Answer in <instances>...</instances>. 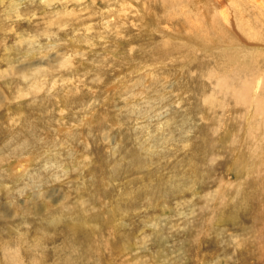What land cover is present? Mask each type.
Segmentation results:
<instances>
[{"label":"rangeland","instance_id":"1","mask_svg":"<svg viewBox=\"0 0 264 264\" xmlns=\"http://www.w3.org/2000/svg\"><path fill=\"white\" fill-rule=\"evenodd\" d=\"M197 1L0 0V264H264V0Z\"/></svg>","mask_w":264,"mask_h":264},{"label":"bare ground","instance_id":"2","mask_svg":"<svg viewBox=\"0 0 264 264\" xmlns=\"http://www.w3.org/2000/svg\"><path fill=\"white\" fill-rule=\"evenodd\" d=\"M157 1V0H156ZM168 2H166V4H167ZM194 3H195V1H194ZM197 3L199 4V5H202V6H197L196 7V10L198 11V13L199 14H204V12H205V14H206V17H209V25H206V27L207 26H209V29L210 30H212L211 32L212 33H216V32H218L219 30H220V27L219 26H221V24H223V22H225L226 24H228L227 25V27L225 26V28H227V31H228V29H229V31H228V34L229 35H231V32L232 31H230V30H234L233 29V25L231 24L232 22L230 21V19L228 18V16H227V10L225 9V8H227V7H224V2H222V0H198L197 1ZM228 3V2H227ZM165 5V4H164ZM226 5V4H225ZM227 6V5H226ZM230 6V5H229ZM206 9V10H205ZM239 10V9H238ZM239 12V11H238ZM235 13H236V10H235ZM198 18H200L198 15H197V17H195V19H197V21L199 22L198 23V27L200 28V29H204V27H203V19L201 18V19H198ZM231 18V17H230ZM233 18V17H232ZM235 18V17H234ZM193 21V20H192ZM233 21V20H232ZM196 23V22H195ZM226 24H224V25H226ZM217 25H219V26H217ZM231 25H232V28H231ZM240 25V24H239ZM248 25V22H246L245 23V26H247ZM231 28H229V27ZM193 27H195V26H193ZM236 27V26H235ZM208 28V27H207ZM217 31H216V30ZM243 29V28H242ZM223 30L224 29H222V32H223ZM239 30H241V27H239ZM156 31H158V30H156ZM166 31V30H165ZM191 32V31H190ZM189 32V33H190ZM222 32H220L221 34H219V36L221 37V40L223 41L224 39H225V37L226 36H229V35H227L226 33H222ZM209 33V32H208ZM166 34H168V32L166 33ZM207 34V33H206ZM237 35H238V33H236ZM235 34V35H236ZM209 36V35H208ZM234 36V35H233ZM206 37V36H205ZM235 37V36H234ZM207 38V37H206ZM228 38H230V36L228 37ZM255 38H257V37H255ZM210 39V38H209ZM237 39V38H236ZM214 40V39H213ZM243 40V39H242ZM245 40V39H244ZM226 41V40H225ZM238 42H239V40H237ZM250 41V40H249ZM257 41V40H256ZM212 42V41H211ZM237 42V43H238ZM247 42V41H246ZM259 42H260V40H259ZM258 42V43H259ZM216 44V43H215ZM233 45H234V43H232ZM244 44V43H243ZM247 45H248V43H247ZM246 45V46H247ZM250 45H251V43H250ZM250 45H248V46H250ZM259 45V44H258ZM245 46V45H244ZM200 49V48H199ZM211 49V48H210ZM224 66V65H223ZM259 67V66H258ZM251 68V67H250ZM236 69V68H235ZM253 69V68H252ZM240 70V69H239ZM245 70V69H244ZM231 71V70H230ZM241 71L243 72V70L241 69ZM253 71V70H252ZM226 73V72H225ZM222 74H224L223 72H222ZM237 74H241V73H237ZM236 74V75H237ZM260 74V73H259ZM233 75V74H232ZM251 76H253L254 77V75L253 74H251ZM232 78H234V76H232ZM241 78V77H240ZM209 79V78H208ZM231 79V78H230ZM243 79V78H242ZM245 79V78H244ZM234 81V80H233ZM237 81H239L240 82V79L238 80V78H237V80H236V82ZM242 82L244 83V84H242ZM218 84H219V88H220V90H223L224 92H226V94L227 95H229L232 99H233V101H234V104L236 105V106H244V108H245V112L246 113H249V115H251L252 116V118H254L253 120L254 121H256L258 118H263L264 119V96H263V98H261V97H259V96H256V98L253 100V97L251 98V97H248V91L249 90H252V88L254 87V86H257L258 87V85L259 84H262V87L261 88H264V76H263V79H262V77L260 78L259 76H256L255 78H253V81L251 82H249L250 84H248L247 83V81H245V80H243V81H241L240 83H238V84H242L241 86H239V87H237L233 82H230L229 81V79L228 78H226V77H222V79L221 80H219L218 82H217ZM212 85V84H211ZM218 88V89H219ZM258 89V88H257ZM254 90V89H253ZM264 90V89H263ZM263 93H264V91H263ZM262 93V94H263ZM212 94V93H211ZM258 95V94H257ZM218 97H219V95H218ZM215 105H218V106H222V104H221V102H220V100H218V99H215V98H210L208 101H207V103H206V106H205V108H209V109H213L214 107H215ZM225 106H226V104H224ZM211 112V111H210ZM14 121V120H13ZM246 124V123H245ZM16 125V124H15ZM224 126V125H223ZM257 126V125H256ZM264 126V125H263ZM256 129L257 130H259V128L258 127H256ZM262 129H263V132H264V127H262ZM82 130V129H81ZM255 131V129H254V133H251V134H249V135H255V134H258L257 132L258 131ZM250 137H253V138H255L256 137V135H255V137L254 136H250ZM240 158V157H239ZM245 158V157H244ZM241 159V158H240ZM22 162H24V161H21V163H19V165H17L16 167L14 166L13 168H15V171L13 172V170H12V172H13V176H11L13 179H14V181H15V178H17V177H20V176H22L21 174H22V172L25 170V168H26V166L24 167L23 165H21L22 164ZM242 162V161H241ZM28 166V165H27ZM11 171V170H10ZM10 173V172H9ZM24 173H26V171L24 172ZM263 176V175H262ZM12 178H11V180H12ZM19 178H17L16 180H18ZM77 219V218H76ZM69 221V220H68ZM72 221H69V223H71ZM74 222V221H73ZM85 224H87V223H85ZM78 226V225H77ZM74 227H75V225H74ZM73 227V228H74ZM79 227V226H78ZM89 227V226H88ZM12 253H14V252H12ZM4 255V254H3ZM11 257H9V258H7L9 261H8V264H14V262H13V256H14V254L13 255H10ZM6 257L7 256H4V258L6 259ZM17 258V257H16ZM15 257H14V260L16 259ZM18 260V259H17ZM7 261V260H6ZM5 261V262H6ZM16 262V261H15Z\"/></svg>","mask_w":264,"mask_h":264}]
</instances>
